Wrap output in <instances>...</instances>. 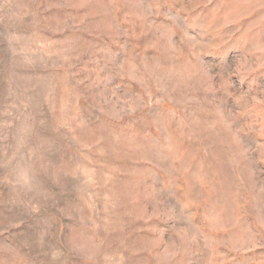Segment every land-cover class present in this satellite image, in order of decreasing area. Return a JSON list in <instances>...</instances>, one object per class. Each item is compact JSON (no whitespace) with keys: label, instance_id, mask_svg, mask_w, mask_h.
Masks as SVG:
<instances>
[{"label":"rangeland","instance_id":"1","mask_svg":"<svg viewBox=\"0 0 264 264\" xmlns=\"http://www.w3.org/2000/svg\"><path fill=\"white\" fill-rule=\"evenodd\" d=\"M0 264H264V0H0Z\"/></svg>","mask_w":264,"mask_h":264}]
</instances>
